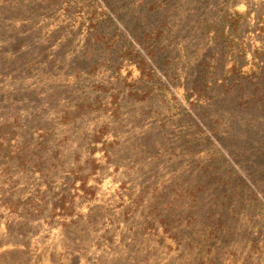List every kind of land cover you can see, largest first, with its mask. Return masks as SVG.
<instances>
[{"label": "rangeland", "instance_id": "1", "mask_svg": "<svg viewBox=\"0 0 264 264\" xmlns=\"http://www.w3.org/2000/svg\"><path fill=\"white\" fill-rule=\"evenodd\" d=\"M0 264H264V0H0Z\"/></svg>", "mask_w": 264, "mask_h": 264}]
</instances>
